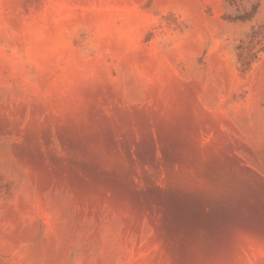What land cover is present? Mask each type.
I'll use <instances>...</instances> for the list:
<instances>
[{
  "label": "rangeland",
  "instance_id": "rangeland-1",
  "mask_svg": "<svg viewBox=\"0 0 264 264\" xmlns=\"http://www.w3.org/2000/svg\"><path fill=\"white\" fill-rule=\"evenodd\" d=\"M0 264H264V0H0Z\"/></svg>",
  "mask_w": 264,
  "mask_h": 264
}]
</instances>
